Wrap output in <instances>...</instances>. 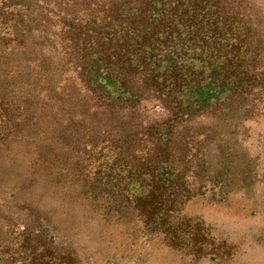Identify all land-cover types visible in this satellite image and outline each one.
<instances>
[{"label":"rangeland","instance_id":"1","mask_svg":"<svg viewBox=\"0 0 264 264\" xmlns=\"http://www.w3.org/2000/svg\"><path fill=\"white\" fill-rule=\"evenodd\" d=\"M13 1L31 7L24 20L12 24L13 29L18 33L24 25L30 43L36 48L46 46L44 86L50 92L58 91L60 111L51 120L44 107L41 116L13 135L10 151L0 145V264H264V113L249 107L244 112L235 102L222 115L215 116L212 109L202 113L205 108L192 114L199 104L195 99L176 93L165 99L147 83L135 91L139 103L134 109L119 102L122 108L115 111L85 89L71 66L76 52L67 33L61 31L67 17L72 28L95 17L88 0ZM239 3L249 13L248 23L264 31V0ZM166 30L160 29L158 41L173 50L186 43L182 37L169 41L162 34ZM156 45L155 53L145 59L155 61L165 54L164 45ZM83 67L92 81L96 64ZM184 113L187 118L177 124L178 115ZM120 121L123 128L141 126L143 137L160 125L174 123L173 140L187 132L196 133L202 141L192 165L175 162L176 172L184 178L174 193V210L188 235L179 239L188 242L185 248L168 244L171 239L160 232L167 225L141 228L133 219L109 211L106 198L81 190L82 169L73 163L81 158L79 149L87 150L101 138L112 139L115 135L110 133ZM105 180L99 184L105 182L109 189L112 183ZM23 223L33 227L31 234H20L16 225Z\"/></svg>","mask_w":264,"mask_h":264},{"label":"trees","instance_id":"2","mask_svg":"<svg viewBox=\"0 0 264 264\" xmlns=\"http://www.w3.org/2000/svg\"><path fill=\"white\" fill-rule=\"evenodd\" d=\"M240 1L88 0L95 17L73 28L68 27L69 18L63 17L66 20L61 23V31L67 33L76 52L71 66L81 76L85 89L115 111L122 108L119 102L134 109L139 103L135 91L147 83L162 92L165 99L173 93L195 99L193 102L199 104L192 114L205 108L202 113L212 109L215 116L222 115L235 102L244 112L249 107L264 113V31L248 23L249 13ZM30 9L26 3L0 0V145H5L7 152L12 149L9 141L13 135L41 116L44 107H48L51 120L60 111L58 91L50 92L44 86L46 46L36 48L30 43L24 25H20L18 33L13 29ZM160 29H167L162 34L169 41L182 37L186 43L173 50L170 44L158 41ZM156 43L164 45L165 54L155 61L145 59L155 53ZM93 63L96 75L90 81L83 66ZM104 99L114 103L107 104ZM19 114L26 117L21 119ZM187 116L178 115L175 122L179 124ZM123 123L120 121V126L111 131L115 135L112 139L101 138L87 150L79 149L81 158L73 163L82 169L81 190L85 195L106 198L109 211L133 219L141 228L167 225L160 232L171 239L168 244L185 248L188 242L179 239L188 235L182 220L178 224L174 210V193L184 178L176 172L175 162L192 165L202 141L196 133L187 132L182 139L173 140L174 123L160 125L145 137L141 136V126L123 128ZM119 141L123 143L117 147ZM75 151L78 154L77 147ZM71 173L76 176L74 169ZM102 178L112 183L109 189L104 187L105 182L99 184ZM16 228H20L21 235H28L33 227L23 223Z\"/></svg>","mask_w":264,"mask_h":264}]
</instances>
